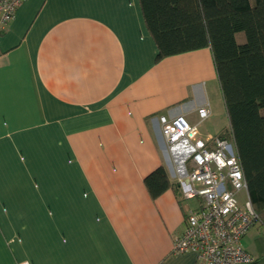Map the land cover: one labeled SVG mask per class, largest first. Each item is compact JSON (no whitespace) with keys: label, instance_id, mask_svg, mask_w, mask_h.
<instances>
[{"label":"crops","instance_id":"1","mask_svg":"<svg viewBox=\"0 0 264 264\" xmlns=\"http://www.w3.org/2000/svg\"><path fill=\"white\" fill-rule=\"evenodd\" d=\"M157 53L140 0L19 7L0 38V264H196L175 253L198 202L159 118L186 116L208 147L234 141L211 50ZM160 166L178 191L153 199ZM242 244L264 264L261 223Z\"/></svg>","mask_w":264,"mask_h":264},{"label":"trees","instance_id":"2","mask_svg":"<svg viewBox=\"0 0 264 264\" xmlns=\"http://www.w3.org/2000/svg\"><path fill=\"white\" fill-rule=\"evenodd\" d=\"M140 3L158 49L157 63L211 50L249 200L264 227V0ZM145 185L153 199L170 188L178 191L163 166L145 178Z\"/></svg>","mask_w":264,"mask_h":264},{"label":"built area","instance_id":"3","mask_svg":"<svg viewBox=\"0 0 264 264\" xmlns=\"http://www.w3.org/2000/svg\"><path fill=\"white\" fill-rule=\"evenodd\" d=\"M24 1L0 0V38ZM197 113L204 121L211 109L207 105ZM159 123L168 149L176 157L186 154L185 172L179 177L182 197L198 202L186 215L175 253H194L196 264H252L255 259L242 240L260 222L250 200L238 201L247 184L233 142L218 137L208 147L198 137V126L184 115L161 116Z\"/></svg>","mask_w":264,"mask_h":264},{"label":"rangeland","instance_id":"4","mask_svg":"<svg viewBox=\"0 0 264 264\" xmlns=\"http://www.w3.org/2000/svg\"><path fill=\"white\" fill-rule=\"evenodd\" d=\"M199 127H200L201 130H203L204 125L200 124ZM237 198H238L239 203L243 204L244 201L248 199L246 191H242L241 193H239ZM189 203L191 204L192 207H196V202L195 201H190Z\"/></svg>","mask_w":264,"mask_h":264}]
</instances>
